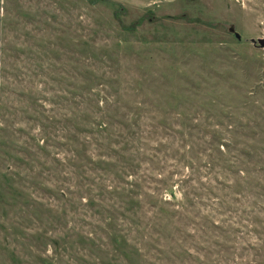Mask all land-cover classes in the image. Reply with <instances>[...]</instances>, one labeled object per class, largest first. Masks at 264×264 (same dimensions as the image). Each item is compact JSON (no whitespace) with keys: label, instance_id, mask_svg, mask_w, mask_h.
<instances>
[{"label":"rangeland","instance_id":"374dc122","mask_svg":"<svg viewBox=\"0 0 264 264\" xmlns=\"http://www.w3.org/2000/svg\"><path fill=\"white\" fill-rule=\"evenodd\" d=\"M259 37L264 0H0V264H264Z\"/></svg>","mask_w":264,"mask_h":264},{"label":"water","instance_id":"95a60500","mask_svg":"<svg viewBox=\"0 0 264 264\" xmlns=\"http://www.w3.org/2000/svg\"><path fill=\"white\" fill-rule=\"evenodd\" d=\"M229 29L230 30H233V27L231 26V27H229ZM235 36L237 37V38H239L240 37V34L238 33V32H235ZM252 41H255V39H251ZM257 43L259 44V46L260 47H264V38L263 37H259V38H257Z\"/></svg>","mask_w":264,"mask_h":264}]
</instances>
